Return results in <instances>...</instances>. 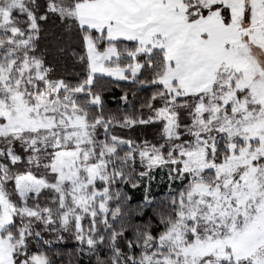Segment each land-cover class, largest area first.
Segmentation results:
<instances>
[{"label":"snow or ice","instance_id":"obj_1","mask_svg":"<svg viewBox=\"0 0 264 264\" xmlns=\"http://www.w3.org/2000/svg\"><path fill=\"white\" fill-rule=\"evenodd\" d=\"M0 264H264V0H0Z\"/></svg>","mask_w":264,"mask_h":264}]
</instances>
